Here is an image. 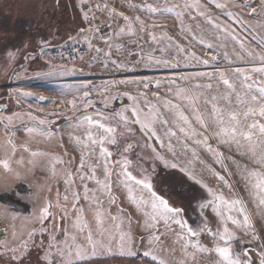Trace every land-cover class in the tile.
Returning <instances> with one entry per match:
<instances>
[{"label":"snow or ice","instance_id":"6c2138e0","mask_svg":"<svg viewBox=\"0 0 264 264\" xmlns=\"http://www.w3.org/2000/svg\"><path fill=\"white\" fill-rule=\"evenodd\" d=\"M209 6L219 10L218 14L209 11ZM131 7L139 13L147 14L148 17L173 19L172 29H179L177 37H183L187 41L186 44H181L178 38L168 34L166 25L159 24L155 19L148 24L141 15L130 17L110 12V15L121 17L125 22L123 27L118 28L115 36L136 37L132 43H138L144 39L142 34L146 33L148 42L154 45L147 55L143 50L128 53L140 56L135 65L149 70L181 67L203 70L173 73L164 77L129 76L105 81L99 86L89 83L75 86L77 94L71 99L61 101L72 113L65 117L66 126L70 129L67 134L80 148L75 174L70 167L73 163L71 158L64 161L59 155L31 151L26 144L21 145L23 151L29 152L34 159L46 158L53 176L63 177L64 204L67 205L71 199L72 210L76 212L72 224L75 231L70 233L65 227L63 239H60L57 225V231L49 235L43 258L47 264H85L98 255L112 254V241L115 240V248L122 256L141 255L143 264H167L166 260L158 255L157 248L153 247L154 244L161 243L160 236L152 233H158L161 225L167 231H174V225L179 229L176 240L181 242V251L186 258L190 255L195 259L197 254L207 253L215 255L214 264H255L251 250H236L234 243H243L244 237L249 233L253 240L260 238L253 222L254 213L248 208L249 202L258 209L257 214L264 218V0H207V3L202 0H143L142 3L132 4ZM84 18L87 20L89 13H84ZM107 27L111 28V25ZM158 28L161 29L159 34L155 31ZM83 31L81 29L80 35H83ZM95 32H99V28H96ZM111 36L109 33L99 37L109 49L104 53L105 59L116 68L135 71V66L129 68L125 64L110 60ZM68 39L76 42L74 37L70 36ZM45 46L46 43L41 45L42 52ZM196 46H201L202 51L213 54L210 57L198 55L194 50ZM89 47H92L91 43ZM116 50L120 51V47ZM95 51L101 53L102 50L95 48ZM156 51L161 55H153ZM166 53L174 55L169 56ZM7 55L9 58H15V53L9 52ZM48 67L63 74L76 71L75 68H66L63 65ZM44 74L50 75L51 72ZM121 85L126 90L119 91ZM93 90L100 97L101 107H96L97 102L92 98ZM13 95L34 98L41 102L47 100L42 95L35 96L32 92L19 88ZM119 97H126L129 103L113 108L111 101ZM23 115L35 122L30 127H24L29 137H54L55 133L44 127L52 121L37 120L31 112ZM0 120L8 122L5 125L6 132L9 131L13 120L23 122L21 113L0 116ZM60 131L59 128L56 129V133ZM153 141L161 148H166L171 159L161 155L154 147ZM7 144L9 147L0 158V168L5 172H12V158L17 149L11 137ZM111 148H115V152L110 150ZM222 148L227 150V156L221 151ZM137 149L140 151L137 152ZM145 149L150 150L152 161L158 160L165 168L178 170L183 174L171 185V195L158 190L154 183L155 177L150 176L148 169L144 167ZM198 149L210 153L215 163L222 165L225 172L230 169L224 161L235 165L247 191L248 201L240 197L227 198L222 193L207 188V185L189 170L187 163L190 161L184 162L183 157L191 153L192 157L199 159ZM133 154L136 156L135 164L129 158ZM34 159H30L28 163L33 164ZM16 163L22 164L23 159ZM56 165L62 167L57 169ZM155 170L156 166L153 165L152 172L155 173ZM98 171L102 172L103 179L98 177ZM213 174L218 180L224 181L226 187L232 189V185L224 176ZM184 177L207 188L211 199L198 203L197 207L201 216L204 209L211 206L212 211L220 217V224L224 226H218L216 232L211 231L206 221L192 227L184 218L186 209L176 206L173 201L172 196L187 194ZM16 178L21 179L18 173ZM76 178L80 181L82 195L74 187ZM88 181L94 182L97 187L90 188ZM114 184L126 189L128 201L142 214L143 227L149 231L148 245L142 253L133 250L132 238L123 230V221L114 225L119 235L118 240L111 229L104 227L103 197L108 196L110 206L115 204L111 197ZM5 190L7 191V186ZM57 195L59 198V191ZM81 200L95 208L94 223L84 219V208L79 206ZM51 207V203L45 201L35 216L39 228L28 233L30 238L37 232L43 236L50 231L45 222L53 217ZM57 207H60L59 200ZM119 211L122 213L123 209ZM62 212L60 219L67 221L69 217L66 208H62ZM107 218L111 221L117 220V216L111 215L110 212ZM228 222L233 226L232 230L227 226ZM238 231H242L243 236L237 235ZM205 233L213 238L211 247L201 242V236ZM0 247L4 249L3 255L8 256L6 264H25L29 254L28 240L22 241L16 247H9L6 242H0ZM40 247H43V241ZM189 249L192 250L191 253ZM256 252L259 264H264V250L257 249ZM2 258L3 256H0V259ZM28 264H31L30 260Z\"/></svg>","mask_w":264,"mask_h":264},{"label":"rangeland","instance_id":"374dc122","mask_svg":"<svg viewBox=\"0 0 264 264\" xmlns=\"http://www.w3.org/2000/svg\"><path fill=\"white\" fill-rule=\"evenodd\" d=\"M13 3L21 7V13H15L14 10L10 11L9 14H20L23 16L24 25L23 31L16 34L12 33V37L15 41L13 46H9L5 49L4 54L0 58V63L4 64V67H0V98H6L10 101V108L5 114L0 116L7 117L13 115L14 113H21L22 120H29L26 114L31 112L33 116L39 119H47L52 121L51 126H58L66 122L65 117L71 115V110L61 101H66L71 99L74 94H77V88L75 86L81 83H89L93 85H102L105 81L119 80L125 77L134 76H149V77H164L171 75L173 73H190L195 71H200V68H177V69H144L142 66L135 65V62L140 59L139 55L133 54L129 55L131 51L133 53L140 52L143 50L144 54L150 51L154 45L148 42V36L146 33L142 34L144 36L143 40L138 41V43H132L136 37H129L127 35L115 36L114 34L118 31L119 27H123L125 22L121 17L110 15V12L122 13L130 17L136 15H141L142 19H145L146 23L151 24L155 19L159 24L166 25L168 34L173 38H178L181 44H186L187 41L183 37H177V32L179 29H172L174 24L173 19H165L162 17H148L147 14L139 13L136 9L132 8V4H140L143 0H104L102 3H96L92 0L95 8V12H99L100 17H102L108 25L109 33L111 36L112 51L115 54L110 55V60L117 61L127 65L129 68L135 66V71H125L124 69L116 68V66L105 59L104 54L100 56L98 62V68L96 71L86 69L85 64L89 60V56L95 50V46L98 44H103L108 49V46L99 37L94 40V47L87 57L79 63L65 64L61 60V64L66 68H75L76 71L63 74L55 73L48 66L52 65L51 62H55L56 59L49 58V61H43L41 57L40 61L31 60L29 67L18 72L7 90L5 85V80L7 79L11 69L17 65L21 64L20 56L24 52H32L35 49L41 47L46 43L47 46H54L57 43H61L68 39V37H74L73 33L77 30L80 31L84 28L85 18L80 12V4L84 0H73L71 13L61 12L59 15L52 17L51 12L48 9H52L54 0H51L50 4L45 6L44 0H12ZM105 2V3H104ZM151 2V0H147ZM203 3H207V0H202ZM98 6V7H97ZM9 7V5H8ZM9 8L2 7L0 14L8 13ZM209 11L214 14H218L219 10L215 9L213 6H209ZM167 15V14H166ZM13 16V15H12ZM247 18V17H246ZM223 19V18H222ZM104 21V22H105ZM186 23H195L194 21H186ZM8 30V29H6ZM12 30V29H11ZM157 34L160 33L161 29L155 30ZM86 33V32H85ZM85 35V34H84ZM137 35H141L137 33ZM78 40V39H77ZM76 40V41H77ZM117 47H120V51H117ZM102 50V49H101ZM103 50V51H104ZM198 55L210 57L213 53L208 51H202L201 46H196L194 49ZM109 51V49H108ZM9 52L15 53V58H9L7 55ZM105 52V51H104ZM49 54V52H48ZM44 55H47L44 54ZM50 55V54H49ZM113 55V56H112ZM155 56H160L161 53L156 51L153 53ZM166 55H174V53H166ZM36 61V62H35ZM51 72L50 75H45L44 73ZM19 88L23 91H30L35 96H44L47 98L46 101H37L34 98H24L18 95H13L15 90ZM119 91L126 90L124 86H119ZM92 98L97 102L96 107H101L99 100L100 97L97 95L96 91L93 90ZM129 103L126 97H119L115 101H111V106L113 108H119L125 104ZM43 109L42 111L40 109ZM51 114V115H50ZM6 121V120H4ZM32 121V120H31ZM21 120H13L12 125H17ZM59 133H56V129H53L55 133L52 138H44L38 135L34 137H29L25 131L23 132H6L4 129H0V158L5 154V149L8 148L7 141L11 137L13 143L16 145V153L12 158L11 167L12 172H5L0 168V227L5 228V236L0 238V242H6L9 247H16L22 241H29V254L25 259V264H28V260L31 264H47L44 260V251L47 248L49 242V235L57 231V225L59 226V238L63 239V232L65 227L68 228L69 232L75 231L72 224L76 218V212L72 210L71 199L64 204L63 195L65 191V185L62 183L63 177L60 175L53 176L49 170L48 160L46 158H33L29 152H24L21 145H27L31 151H43L49 154H55L62 157L64 161H68L70 158L73 163L70 165L73 174H75L76 168L74 167L75 160L80 157V148L75 145V143H70L68 148L74 149L77 159L69 152L66 140L70 139L68 132L70 129L65 128L60 129ZM157 151L164 155L165 158L171 159L170 154L167 152L166 148H161L159 144L155 141L152 142ZM167 143V142H165ZM214 143V142H213ZM63 147H60V145ZM67 148V149H66ZM110 150L115 152V148ZM179 151V149H177ZM137 152L140 150L137 149ZM224 151L225 156L228 155L226 149H221ZM66 153V154H65ZM145 155L143 159V165L148 169V174L155 177L154 183L158 190L166 195H171V185L174 184L173 179H179L183 174L179 173L178 170L168 169L163 166L160 161H152L150 159L151 152L149 149H145ZM199 159L192 157L189 153L186 157H183L184 162L187 163V167L192 171L202 182L207 185V188H211L217 193H222L227 198L247 197V191L244 188L243 182L240 180L237 174L236 167L230 161H224L228 165L230 171L225 172L222 165L215 163L213 156L210 153L203 151L202 149L197 150ZM23 159L22 164L16 163V161ZM136 162L135 154L129 157ZM34 159L33 164H29L28 161ZM78 161V160H77ZM203 161V163L201 162ZM153 165L156 166L155 173L152 172ZM57 169L61 168V165H56ZM211 169V171H209ZM35 170V171H34ZM19 174L21 179L16 178V174ZM213 173H219L224 176L225 180L232 185L230 190L225 186L224 181L218 180ZM135 174V173H134ZM100 179H103L102 172L97 173ZM172 177L169 179L168 177ZM90 188L97 187L94 182H87ZM184 185L186 195L182 194L180 196H172L173 201L176 206H182L186 209L184 213V218L188 220L192 227L201 225L202 221H206L208 227L212 232L218 230V226L222 228L224 225L220 224V217H218L213 211L212 207L209 206L205 208V214L201 216L198 203L205 202L211 199L208 196L207 188H203L197 185L194 181L187 180L184 177ZM7 186V191L5 190ZM74 187L77 191L81 192L80 181L78 178L75 179ZM59 191V198L58 193ZM62 191V193H61ZM111 197L115 200V204L111 206L108 204V196L103 197L105 203L103 208L105 210V223L104 227L109 228L116 234V240H118L119 235L116 233L114 227L115 224L121 223L123 221V230L130 234L132 238V248L133 250L142 253L144 248L148 245L149 231H146L143 227V217L136 209L135 205H132L127 199V192L123 186L113 185ZM203 198V200L201 199ZM59 200L60 207H57ZM28 202V206L25 203ZM45 201L51 203L52 207L50 211L53 213V217H50L46 222L45 226L49 228V232L41 236L38 232L31 238L28 233L39 228V224L35 219L38 215L39 210L44 206ZM23 202L22 204H20ZM26 204V205H25ZM84 208L83 217L89 223H94L95 208L90 204L85 203L81 200L80 205ZM62 208H66L68 212L69 219L67 221L60 219L63 215ZM193 208V209H191ZM13 210H20L19 216L16 215ZM123 209L121 213L119 210ZM192 214H190V211ZM212 211V214H210ZM117 216L116 221H111L107 218L108 213ZM258 212V210H257ZM14 217V218H13ZM129 220L131 223L129 224ZM227 226L232 230L233 226L228 222ZM174 231H167L162 225L159 228V232L153 231L152 234H157L160 236L161 243L154 244L153 247L157 248L158 255L166 260L167 264H214L216 259L215 255L210 254H197L195 259L190 255L186 258L184 253L181 251V242L176 240V233L179 229L173 225ZM94 236L96 235L95 230H93ZM237 235L243 236L242 231H238ZM143 238V239H142ZM105 240L107 237L105 236ZM41 241H43V247H40ZM247 239L243 243L235 242L234 248L236 250H243L244 248L250 249L257 255L256 250H264L262 245H258L255 240L251 237V244H248ZM115 240L113 243L112 254H101L90 261H86L85 264H143V258L141 255L134 257H129L127 255H120L119 250L115 248ZM201 242L208 247L213 244V238L207 233L202 234ZM35 245V246H33ZM23 251V249H21ZM189 249V253H191ZM4 249L0 247V256H3L2 260L7 261L8 256L3 255Z\"/></svg>","mask_w":264,"mask_h":264},{"label":"flooded vegetation","instance_id":"af4514ba","mask_svg":"<svg viewBox=\"0 0 264 264\" xmlns=\"http://www.w3.org/2000/svg\"><path fill=\"white\" fill-rule=\"evenodd\" d=\"M22 1H27V0H22ZM44 1H45V6L47 8H49L47 5L50 4L51 0H44ZM72 1L73 0H54L53 6L51 7L52 9H48V10H49V12H51L52 17L59 15L61 12L71 13ZM12 3H13L12 0H0V10L2 9V7L9 8L8 13L0 14V58H1L2 54H4V52H5L4 50L5 49H7L9 46H13L15 44V41H14V39L12 37V33L16 32V34H17L19 32H22L23 28H24L23 27V25H24L23 16L20 15V14L16 15L17 13H21V11H22L21 7L15 5V4H12ZM8 5H9V7H8ZM12 10H14L16 14H11L10 15L9 12L10 11L12 12ZM6 29H8V30H6ZM83 30L85 31L84 28H83ZM77 32H78V30L73 33V36H75L77 34ZM61 43H59V44H61ZM59 44H57V45H59ZM54 46H56V45H54ZM45 47H48V46H45ZM39 49H41V47L38 48V49H35L32 52L31 51L30 52L26 51V52L23 53L22 56H20L19 59H21V64L19 63V64L15 65L11 69V72L14 69L24 65L25 61H26L27 65L22 67L20 70H18L13 75L11 80H10L11 72L9 73L7 79L5 80V85L7 86V90L9 88V86L11 85L14 76L18 72H20V71L24 70L25 68L31 66L30 65L31 60H36V61H40L41 60V58H39L37 56V51ZM0 67H4V64L0 63ZM9 108H10V101H7L6 98H3V97L0 98V115L1 114H5L6 111ZM0 121H1L0 122V129H4L5 130L4 124L6 125L8 122L4 121V120H0ZM28 121L34 122V121H31V120H25L23 122H28ZM23 122H20V123H23ZM9 126H16V125H9ZM46 126H51V125H46ZM53 129H57V126H51V130H53ZM168 178L171 179L172 177L169 176ZM172 181L175 183L176 179L175 180L173 179ZM191 209H193V208H191ZM189 211H190V209H189ZM190 214H192L191 211H190ZM250 254H251L252 258L255 259V264H259V259H258L257 255L254 252H252V251H251ZM0 264H6V261L0 259Z\"/></svg>","mask_w":264,"mask_h":264},{"label":"built area","instance_id":"2783aa9c","mask_svg":"<svg viewBox=\"0 0 264 264\" xmlns=\"http://www.w3.org/2000/svg\"><path fill=\"white\" fill-rule=\"evenodd\" d=\"M79 9L83 15L86 12L89 13V18L85 19L84 23L85 35L80 37L76 42L67 43L49 53L52 58L61 60L65 64L83 61L94 47L93 42L95 38L109 32L108 24L98 18L92 0H84L80 4ZM96 28H99V32H95ZM89 43L92 45L91 48L89 47ZM62 56L63 58H61Z\"/></svg>","mask_w":264,"mask_h":264},{"label":"crops","instance_id":"0c3cea01","mask_svg":"<svg viewBox=\"0 0 264 264\" xmlns=\"http://www.w3.org/2000/svg\"><path fill=\"white\" fill-rule=\"evenodd\" d=\"M96 1V3H97V1H98V3L100 4V3H102L104 0H95ZM105 3V2H104ZM98 7V6H97ZM96 14H97V16H98V18L100 19V20H102V21H105L102 17H100V14H99V12L97 13V11H96ZM106 22V21H105ZM57 44H59V43H57ZM57 44H55V45H57ZM95 48H100V49H102V51H101V53H97L95 50L91 53V55L89 56L90 58H89V60L87 61V63L85 64V66H86V69H88L89 71L90 70H92V71H96L97 70V68H98V62H99V60H100V56L102 55V52H103V54L105 53V52H108V49L107 50H104L103 48H106L103 44H98L97 46H95ZM105 52H104V51ZM111 54H115V52H113L112 51V49H111ZM112 55V56H113ZM42 58H43V61H49V58H51V56L49 55V54H47V55H43L42 56ZM51 64L52 65H57V64H61V62L59 61V60H55V62H51ZM55 73H59V72H55ZM73 141L72 140H70V139H67L66 140V145H67V148L70 146V143H72ZM74 143V142H73ZM72 143V144H73ZM66 148V149H67ZM68 150H69V152L73 155V157L75 158V159H77L76 157H79V156H76L75 157V155H76V153H75V151H74V149H70V148H68ZM78 160V161H77ZM77 160H75V164H74V167L76 168L77 167V165L79 164V159H77ZM35 171V170H34ZM73 173H74V171H73ZM62 183H63V181H62ZM64 184V183H63ZM61 193H62V191H61ZM243 199H245L246 201H248L249 200V198H248V196L247 197H243ZM23 202H21L20 204H22ZM25 203L27 204H25L26 206H28V202L27 201H25ZM248 208H249V210L252 212V213H254V216H253V222H254V224H255V227H256V230H257V233H258V236L260 237L259 239H254L256 242H257V244L258 245H264V218H262L259 214H257L258 212H257V208L255 207V205H253L251 202H249L248 203ZM11 211H14L15 213H17L16 215H18L19 216V213H22L20 210H13V209H11ZM27 211V210H26ZM25 211V212H26ZM206 210H204V213L203 214H205V213H207V212H205ZM25 212H23V213H25ZM199 212H200V210H199ZM210 214H212V211H210ZM1 228H3V227H0V229ZM5 229V228H4ZM232 229V228H231ZM6 233V232H5ZM251 237H252V235H251V233H249V235L248 236H245L244 237V240L245 239H247V240H251ZM248 244H251V243H248Z\"/></svg>","mask_w":264,"mask_h":264},{"label":"water","instance_id":"95a60500","mask_svg":"<svg viewBox=\"0 0 264 264\" xmlns=\"http://www.w3.org/2000/svg\"><path fill=\"white\" fill-rule=\"evenodd\" d=\"M80 32H81V31H78L77 34L74 36V38H76V40H77L78 38H80L81 36H83L84 33H85V32L83 31V35H80ZM70 42H74V41L67 39V40L63 41L61 44L57 45V46H48V47H44L43 52L41 51V49H39V50L37 51V56H38L39 58H41L44 54H46V53H48V52H50V51H52V50H54V49H56V48H60V47L64 46V45L67 44V43H70ZM26 65H27V64H26V61H25L24 65H22V66H20V67H18V68H16V69H14V70L11 72V74H10V80L12 79L13 75H14L18 70H20L22 67H24V66H26ZM0 122H1V121H0ZM33 124H34V122H30V121H28V122H23V123H20V124H18V125H16V126H9V130H10L11 132H22V131H24V127H25V125H27V126L30 127V126H32ZM66 125H67V121L64 122V123H62L61 125L57 126V128L62 129V128H65ZM4 126H5V124H4ZM44 127H45L47 130H51V126H44ZM5 232H6V230H5L4 228H1V229H0V238H2V237L5 236Z\"/></svg>","mask_w":264,"mask_h":264}]
</instances>
